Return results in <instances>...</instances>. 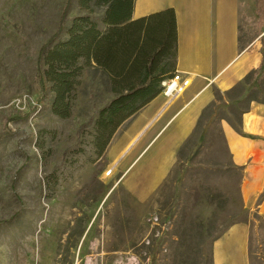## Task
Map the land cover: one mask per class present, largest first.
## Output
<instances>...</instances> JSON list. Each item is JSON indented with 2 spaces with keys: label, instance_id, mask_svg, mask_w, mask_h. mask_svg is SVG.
<instances>
[{
  "label": "rangeland",
  "instance_id": "rangeland-1",
  "mask_svg": "<svg viewBox=\"0 0 264 264\" xmlns=\"http://www.w3.org/2000/svg\"><path fill=\"white\" fill-rule=\"evenodd\" d=\"M79 1L66 26L87 13ZM261 1L240 0L242 45L264 38ZM65 2L0 0V264H216L219 240L226 264H264V196L244 201L220 126L247 107L248 93L214 89L175 149L156 152L168 129L136 157L151 131L123 145L125 127L97 156L87 124L113 96L105 76L83 67L66 118L51 111L52 94L38 82L40 47ZM261 81L251 94L258 100ZM182 93L160 94L171 105Z\"/></svg>",
  "mask_w": 264,
  "mask_h": 264
},
{
  "label": "trees",
  "instance_id": "trees-1",
  "mask_svg": "<svg viewBox=\"0 0 264 264\" xmlns=\"http://www.w3.org/2000/svg\"><path fill=\"white\" fill-rule=\"evenodd\" d=\"M133 1L80 0L87 13L73 18L66 26L65 16L72 2L66 0L56 30L40 47L38 54L41 92H51L50 109L60 118L70 115L77 77L83 67L89 66L105 76L113 96L87 124L93 131L97 156L104 154L119 126L160 94L161 82L171 78L176 71L174 9L170 7L131 19ZM96 10L100 13L97 14ZM256 10L263 18L264 0ZM238 42L243 49L246 44H241L240 35ZM261 69L249 72L224 93L240 89V96L246 91L249 101H257L251 94L262 88L264 71ZM259 101L264 103V100ZM205 109H202L196 127ZM241 113L233 121L226 119L238 133H241ZM233 167L239 171L241 180L242 167L234 164Z\"/></svg>",
  "mask_w": 264,
  "mask_h": 264
},
{
  "label": "crops",
  "instance_id": "crops-1",
  "mask_svg": "<svg viewBox=\"0 0 264 264\" xmlns=\"http://www.w3.org/2000/svg\"><path fill=\"white\" fill-rule=\"evenodd\" d=\"M170 7L176 16L175 70L188 77L189 85L171 105L170 100L158 94L119 126L111 140L126 127L127 136H121L123 145L132 133L151 131L136 157L168 129L156 152L177 148L192 130L200 111L212 100L214 89L228 91L264 64V42L259 38L240 49V0H134L131 19ZM220 126L232 163L243 170L240 192L244 201L249 203L253 196H264V103H248L241 113V133L226 121ZM108 148L109 145L105 152ZM157 157L159 163L167 162L168 155ZM259 205L264 211V200L258 201ZM219 242L214 244V260L216 264H226L222 256H215L220 252Z\"/></svg>",
  "mask_w": 264,
  "mask_h": 264
},
{
  "label": "built area",
  "instance_id": "built-area-1",
  "mask_svg": "<svg viewBox=\"0 0 264 264\" xmlns=\"http://www.w3.org/2000/svg\"><path fill=\"white\" fill-rule=\"evenodd\" d=\"M189 85V79L183 76L182 73L175 71L171 78H168L161 82L163 95L173 98L182 93ZM110 171H108V174ZM147 223L151 226L159 225L157 216H150L147 218ZM163 228V227H162Z\"/></svg>",
  "mask_w": 264,
  "mask_h": 264
},
{
  "label": "bare ground",
  "instance_id": "bare-ground-1",
  "mask_svg": "<svg viewBox=\"0 0 264 264\" xmlns=\"http://www.w3.org/2000/svg\"><path fill=\"white\" fill-rule=\"evenodd\" d=\"M240 247V246H239ZM219 252V251H218ZM217 254V255H216ZM220 255V252L219 253H215V256H219ZM240 259V258H239Z\"/></svg>",
  "mask_w": 264,
  "mask_h": 264
}]
</instances>
